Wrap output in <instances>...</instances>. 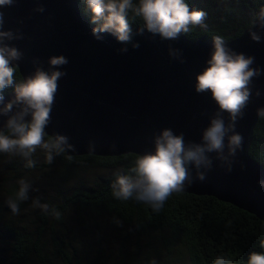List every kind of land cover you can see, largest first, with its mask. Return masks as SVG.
I'll use <instances>...</instances> for the list:
<instances>
[{
    "label": "water",
    "instance_id": "water-1",
    "mask_svg": "<svg viewBox=\"0 0 264 264\" xmlns=\"http://www.w3.org/2000/svg\"><path fill=\"white\" fill-rule=\"evenodd\" d=\"M0 12L2 30L22 37L4 41L23 53L17 62L22 79L36 67L65 73L58 80L45 131L48 137L58 133L69 138L75 152L67 155L140 157L154 151V137L164 129L183 133L186 143L202 142L203 131L218 107L210 93L195 91V83L207 66L213 41L189 40L184 34L176 41H161L147 32L136 35L139 27L133 30L132 43L139 44L135 49L132 43L122 45L109 34H101L102 39L97 40L78 0H15L13 6L0 8ZM250 31L261 36L259 43L252 41ZM225 43L237 53L254 57L251 67L261 70L250 83L249 102L235 126L243 136V150L231 155L226 137L222 153L208 154L210 168L192 167V184L179 193L214 197L264 221V165L249 153L261 118L258 110L264 109V29L253 23ZM121 48L127 51L121 52ZM170 49H178L179 56H170ZM58 56L68 63L51 69L50 58ZM12 94H5V103ZM222 118L227 126L228 114ZM6 119L0 116V129ZM197 171L204 174L203 181L197 179Z\"/></svg>",
    "mask_w": 264,
    "mask_h": 264
},
{
    "label": "trees",
    "instance_id": "trees-1",
    "mask_svg": "<svg viewBox=\"0 0 264 264\" xmlns=\"http://www.w3.org/2000/svg\"><path fill=\"white\" fill-rule=\"evenodd\" d=\"M78 2L90 22L85 0ZM186 3L207 14V28L184 35L209 41L220 36L225 42L242 35L264 7V0ZM140 26L142 20L136 18L133 30ZM15 79L23 80L18 69ZM249 153L264 165V116L254 129ZM68 156L47 164L38 149L36 166L29 169L20 156L0 153V264H216L219 257L229 264H247L251 253L264 252V221L214 197L173 193L159 213L135 200L115 199L111 184L118 172L134 176L135 154ZM21 178L33 190L13 215L6 200ZM37 197L60 211L61 219L34 207Z\"/></svg>",
    "mask_w": 264,
    "mask_h": 264
},
{
    "label": "clouds",
    "instance_id": "clouds-1",
    "mask_svg": "<svg viewBox=\"0 0 264 264\" xmlns=\"http://www.w3.org/2000/svg\"><path fill=\"white\" fill-rule=\"evenodd\" d=\"M14 3L15 0H0V8L11 7ZM85 3L91 13L92 35L97 40L102 39L101 34H109L122 45L132 43V22L136 18L142 20V26L135 31L136 35L143 36L147 32L151 37L158 36L161 41H176L196 27L207 28L204 22L207 14L190 8L186 0H85ZM253 23L264 29V7L255 14ZM3 25V12H0V116L7 117L0 129V153L20 156L25 161L24 166L31 169L36 166L33 156L40 149L45 154V162L52 164L56 156L75 152L67 136L54 133L46 139L49 134L45 129L50 123L58 80L65 73L36 67L34 73L17 82V62L22 59L23 53L4 41L22 37L11 30L3 31ZM249 35L252 41H261L257 32L250 31ZM132 47L138 48L139 44L132 43ZM120 51L126 52L127 48ZM169 55L177 58L179 50L170 49ZM180 62L184 63L182 59ZM67 63L63 56L49 60L51 69ZM253 63L254 57L237 53L227 47L223 37H214L207 66L196 76L195 83V91L198 94L210 93L218 107L215 118L203 131L202 142L186 143L183 133L176 135L171 129L162 130L154 137V151L137 159L135 167L131 169L134 176L116 173V179L111 184L113 197L120 201L135 200L159 213L173 193L186 191L191 186L192 167L197 170L210 168L208 154L222 153L226 137L231 155L234 156L237 150L242 151L243 136L236 132L235 126L249 102L250 83L261 74L260 69L251 67ZM9 88L13 89V94L5 103V90ZM13 109L17 111L13 112ZM224 113L229 117L227 126L222 118ZM258 114L264 116V109L258 110ZM229 132L233 134L228 136ZM89 150L94 151V148L90 146ZM67 158L72 159L71 156ZM197 179L203 181L204 174L197 171ZM16 183L17 190L6 200L13 215L20 213V205L30 199L29 194L33 190L27 179L21 178ZM261 183L264 186V182ZM32 203L43 213L56 220L61 219L60 211L48 204H41L38 197ZM114 222L122 226L119 220ZM152 264L156 262L152 261ZM216 264L229 262L219 257ZM247 264H264V252L251 253Z\"/></svg>",
    "mask_w": 264,
    "mask_h": 264
}]
</instances>
